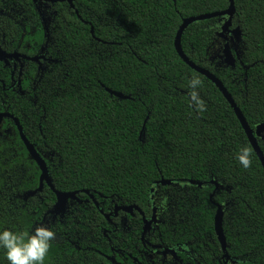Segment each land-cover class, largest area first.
<instances>
[{
    "label": "trees",
    "instance_id": "16d2710c",
    "mask_svg": "<svg viewBox=\"0 0 264 264\" xmlns=\"http://www.w3.org/2000/svg\"><path fill=\"white\" fill-rule=\"evenodd\" d=\"M18 1L39 24L33 1ZM234 5L231 18L229 0H74V9L58 4L51 48L58 63L38 84L36 103L0 88V112L18 119L46 161L56 190L79 193L84 205L54 223L48 219L56 195L45 184L29 196L40 189L42 172L19 130L6 133V126L0 130V232L52 230L56 238L44 264H113L106 259L107 221L93 201L85 204L89 197L83 192H90L105 213L118 205L151 215L158 200L156 207L166 214L160 230L164 241L176 229V236L189 239L178 241L194 242L205 264H219L215 216L220 205L232 262L264 264V168L223 94L175 47L184 20L219 14L191 24L182 49L223 83L255 131L264 123V0H234ZM22 33L7 31L16 43ZM36 40H44L41 29ZM227 45L237 59L235 68L224 63ZM193 77L202 81L196 91L206 105L203 112L190 99ZM107 89L130 100L112 97ZM258 142L264 152V139ZM243 147L251 150L247 169L237 159ZM163 180L171 185L163 186ZM171 212L180 217L175 227L168 222ZM0 264H9L2 247Z\"/></svg>",
    "mask_w": 264,
    "mask_h": 264
},
{
    "label": "flooded vegetation",
    "instance_id": "af4514ba",
    "mask_svg": "<svg viewBox=\"0 0 264 264\" xmlns=\"http://www.w3.org/2000/svg\"><path fill=\"white\" fill-rule=\"evenodd\" d=\"M58 4L62 3L50 4L43 2L35 4L33 2L40 21L39 24H33L27 5L24 6L18 0H0V47L6 54V59L0 61V88L4 93L12 92L13 95H19L32 103H36L34 98H36L38 84L50 68L58 63L51 54L53 44L52 28L53 21L58 16L55 11ZM9 28L15 34L20 31L23 32L17 43L11 34L7 35ZM40 29L44 36L41 43L36 40ZM235 51L237 52V50ZM6 80H9L8 84ZM4 113L9 114L0 112V114ZM12 117L14 118V116ZM6 126V133H10L14 128L18 129L15 121L10 118L3 119L0 130H5ZM89 200L90 198L85 204L89 203ZM157 201L154 203L151 215H146L139 207L142 213L134 210L132 214L123 211L116 212L117 208L125 206L117 205L108 213L101 210L100 205L99 208L97 207L100 212H104L101 215L107 221L109 228L104 232V237L108 241V247H110V255H107L106 259L109 262L111 261L108 258L115 259L116 264H205L204 257L200 256L195 250L197 246L195 247L194 242L186 241L181 244L178 241L189 239L176 236V229H173V236L169 238V241H164L160 230L161 226L166 224V214H164V210L156 207L160 204ZM164 201H166L165 208H168L170 199L165 197ZM82 203L78 195V201L69 204L65 216L71 208L84 205ZM168 210L170 209L168 208ZM106 215H110V218L107 219ZM47 217L53 223L64 218L59 216L55 219L51 215H47ZM144 218L151 223L147 227L146 234L144 232L146 228ZM168 220L170 225L172 224L175 227L177 222L180 221V217L171 212ZM47 224H49V221ZM136 230L141 233L135 235ZM114 233H120V235L114 236ZM204 240H209V238ZM114 241H119L120 245L115 247ZM204 247L207 250L208 246L204 245ZM220 248L222 255L217 258L218 263L234 264L230 256V261L226 260L221 244Z\"/></svg>",
    "mask_w": 264,
    "mask_h": 264
},
{
    "label": "water",
    "instance_id": "95a60500",
    "mask_svg": "<svg viewBox=\"0 0 264 264\" xmlns=\"http://www.w3.org/2000/svg\"><path fill=\"white\" fill-rule=\"evenodd\" d=\"M230 1V8L228 10V12L226 14H228L231 18L234 16L235 14V5H234V0H229ZM33 2L35 4L37 3H50V4H56V3H68L70 5V7L72 9H74V0H33ZM219 16V14H209V15H203V16H199V17H194L191 19H186L184 20L177 38H176V42H175V47L176 50L178 52V54L180 55V57L182 58V60L190 67L192 68L194 71H196L197 73L205 76L207 79H209L210 81H212L216 87L220 90V92L223 94V96L225 97V99L228 101V103L231 105V107L234 109L235 114L238 118V120L240 121L247 137L248 140L250 141V144L252 145L255 153L257 154L263 168H264V152L262 151L259 142H258V138H262L264 139V123L260 126H258L256 128V130L254 131L253 129H251V127L249 126L246 118L244 117L243 113L241 112L240 108L238 107V105L235 103L234 99L232 98V96L230 95V93L228 92V90L225 88V86L223 85V83L212 73H210L208 70L203 69L199 66H197L195 63H193L183 52L182 49V44H181V39H182V35L184 33V31L194 22H198V21H202V20H208L211 18H215ZM228 27L229 24L224 28V33L228 31ZM233 34L235 35V40L236 42L240 41V37H241V32L239 29H237L235 32H233ZM92 35H94V31L92 30ZM223 36V34H222ZM233 47L235 48V50H237V47L235 46V44L233 43ZM224 63L226 66L228 67H232L235 68L236 66V61L237 59L240 58L239 56V52L237 50L236 52V56L237 59L234 57L229 45L226 46V49L224 50ZM10 58V57H9ZM6 59V54L2 51L1 47H0V61H3ZM17 59V58H16ZM108 93L112 96L115 97L121 101H127L130 100V97L123 95L122 93H118V92H113L109 89H107ZM6 118H10L13 119L18 127V130L20 132V136L29 152V156L32 160H34L41 172V178H40V182H41V186L40 189L38 191H35L33 193H29V196H35L38 192H41L43 190V187L45 184H47L51 190L55 193L56 198H57V202L55 204V206L49 211L48 215H51L52 217H54L55 219L57 217H61L63 218L65 216L66 210L69 206V204L71 202L74 201H78V195L79 193H64V192H59L56 190V188L54 187L52 180L50 179L49 176V171H48V167L46 164V161L44 160V158L37 152L36 148L34 147V145H32L29 140L26 138V136L23 134V130L22 127L19 123L18 120H16L15 118H13L10 114H0V126L1 123L3 121V119ZM145 133V127L142 131V136ZM191 185L194 186H198V187H202L203 185L201 183L198 182H194V181H190L189 182ZM161 184L163 186H168L171 185L170 182L167 181H162ZM214 185L216 186V192L220 189V186L217 183H214ZM83 194L87 195L90 200H92L95 204L96 207L99 208V204L98 202L95 200L94 196L92 194H90V192L88 191H84ZM134 210H137L138 212L142 213L141 210L138 207L135 206H131V207H119L116 209V212L118 211H123L125 213H129L132 214L134 212ZM101 213L103 214L104 212L101 211ZM106 218L109 219L110 215H106ZM223 218H224V211H223V207L220 205H217V213L215 216V232H216V236L218 238L219 243L222 246L223 252L225 253V258L226 260L230 261L229 255L227 254V240H226V236L224 234V229H223ZM144 222L146 224V228L144 230L145 234L147 232V227L151 224L150 222H147V220L144 218ZM112 263L116 264L115 259L112 258H108Z\"/></svg>",
    "mask_w": 264,
    "mask_h": 264
},
{
    "label": "clouds",
    "instance_id": "9594fccd",
    "mask_svg": "<svg viewBox=\"0 0 264 264\" xmlns=\"http://www.w3.org/2000/svg\"><path fill=\"white\" fill-rule=\"evenodd\" d=\"M202 84L198 77H193L189 81V87L193 89L189 95L198 111L206 110V105L200 99L196 89ZM251 150L243 147L237 155L239 163L245 168L251 167ZM56 238V234L45 226L35 228L31 235L16 233L10 230L0 232V247L6 250V259L9 264H44L51 247V241Z\"/></svg>",
    "mask_w": 264,
    "mask_h": 264
}]
</instances>
